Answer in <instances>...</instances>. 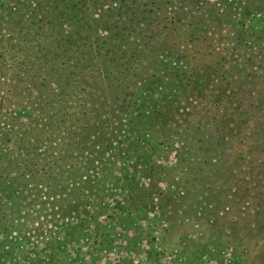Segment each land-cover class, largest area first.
<instances>
[{"label":"rangeland","instance_id":"1","mask_svg":"<svg viewBox=\"0 0 264 264\" xmlns=\"http://www.w3.org/2000/svg\"><path fill=\"white\" fill-rule=\"evenodd\" d=\"M0 264H264V0H0Z\"/></svg>","mask_w":264,"mask_h":264}]
</instances>
